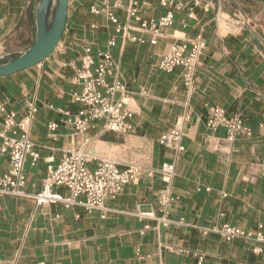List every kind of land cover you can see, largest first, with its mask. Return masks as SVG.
<instances>
[{
  "label": "crops",
  "instance_id": "crops-1",
  "mask_svg": "<svg viewBox=\"0 0 264 264\" xmlns=\"http://www.w3.org/2000/svg\"><path fill=\"white\" fill-rule=\"evenodd\" d=\"M37 1L0 0V58L15 57L35 42ZM98 1L69 0L66 28L52 55L0 77V106L14 112L17 121L27 116L30 102L36 104L31 139L40 154L36 166L30 159L25 165L26 196L0 197V264H264V244L226 241L216 232L229 225L264 234V1L204 0L208 10L196 8L193 16L183 8L155 46L123 11L118 12L121 24L131 36H143L144 43L126 39L104 17L92 15L89 8ZM142 1L144 18L157 20L168 11L160 0ZM219 9L223 18L217 20ZM199 36L204 51L196 91L189 94L180 68L166 73L158 64L172 45L190 49ZM111 37L117 67L106 79L126 85L132 130L108 132L99 120L78 134L59 112L75 115L82 108L72 100L81 86L74 84L68 65L80 64L85 46L91 45L94 55L106 49ZM207 106L220 107L229 117L239 114L252 136L229 142L224 128L210 132ZM184 115L191 117L184 124L185 151L176 156L158 141ZM2 121L0 112V128ZM50 123L58 124L56 131ZM70 149L89 153L92 171L110 159L121 169L138 164L146 172L100 209L37 206L33 196L48 167L56 168ZM167 162L176 165L172 189L179 200L165 226L138 213L162 217L158 195L164 185L158 171ZM8 169V157L0 155V175ZM55 190L68 194L63 187Z\"/></svg>",
  "mask_w": 264,
  "mask_h": 264
},
{
  "label": "built area",
  "instance_id": "built-area-1",
  "mask_svg": "<svg viewBox=\"0 0 264 264\" xmlns=\"http://www.w3.org/2000/svg\"><path fill=\"white\" fill-rule=\"evenodd\" d=\"M125 5L123 0H99L90 6L89 11L94 16L104 17L110 24L115 26L117 33H122L128 40L144 43L143 36H131L127 32V26L122 25L118 16L119 11L126 13L128 20L135 24V28L143 34L150 36V44L155 46L162 36L165 28L172 26L174 14L186 8L191 16L196 8L208 10L209 5L204 0H192L190 4H184L177 0H160L167 13L159 19H147L141 14L142 0H128ZM217 20L222 19L220 9ZM92 27H96L95 25ZM116 44L111 37L106 49H99L93 54L91 45L85 46L80 64L70 63L68 66L75 72L74 84L81 86V90L72 94V100L80 104L82 108L72 115L69 111L59 110L67 116L64 121L74 127L78 134H84L91 122L103 120L104 128L108 132L120 135L128 134L132 130L130 123L133 111L129 108V92L125 84L114 82L109 84L107 77L114 74L117 64L111 54L110 48ZM204 46L201 36L197 37L190 49L182 44H174L164 54L158 64V68L166 73H172L177 68L181 69V79L186 91L191 94L196 91V74L201 64ZM119 94L120 97L116 98ZM3 115L2 128H0V155L9 159V169L0 175L1 196H26L23 188L26 185L25 165L28 159L36 166L40 154L35 150L31 139V125L37 113L34 102L28 104L27 116L21 121L16 120L14 112L7 111L0 106ZM191 117L184 115L176 125L165 132L159 138L158 143L173 151L177 156L185 151L182 143L184 137V124ZM49 129L56 131L57 123H50ZM206 127L210 132L219 128L227 131V140L234 142L239 136H252V130L245 125L242 117L237 114L229 117L226 111L217 106H207ZM93 157L78 150H68L67 156L56 168L48 167V175L42 183L41 190L33 196L37 206L60 204L65 208L82 205L88 211L100 209L106 200L116 199L126 186L138 179L144 172V168L138 164H130L121 169L119 165L110 159L102 160L95 170L89 169ZM264 169V162L262 164ZM163 188L158 195V204L162 217L157 218L155 212H140L138 216L144 219H156L162 225L167 226L171 221L167 218L173 205L179 197L173 193V182L176 175V165L164 163L159 169ZM151 177L154 171H148ZM63 187L68 191L67 195L61 194L55 188ZM85 197L84 200H80ZM216 232L226 241L243 240L247 243L264 244V234L259 231H248L238 227L224 225ZM256 252H262L256 248Z\"/></svg>",
  "mask_w": 264,
  "mask_h": 264
},
{
  "label": "water",
  "instance_id": "water-1",
  "mask_svg": "<svg viewBox=\"0 0 264 264\" xmlns=\"http://www.w3.org/2000/svg\"><path fill=\"white\" fill-rule=\"evenodd\" d=\"M68 7L69 0L37 1L35 42L27 52L19 57L0 58V77L28 70L52 55L64 34Z\"/></svg>",
  "mask_w": 264,
  "mask_h": 264
},
{
  "label": "rangeland",
  "instance_id": "rangeland-1",
  "mask_svg": "<svg viewBox=\"0 0 264 264\" xmlns=\"http://www.w3.org/2000/svg\"><path fill=\"white\" fill-rule=\"evenodd\" d=\"M33 44H34V42H32L29 46L23 48V50L21 52L16 53L15 57H19L20 55H22L25 52H27L33 46Z\"/></svg>",
  "mask_w": 264,
  "mask_h": 264
}]
</instances>
